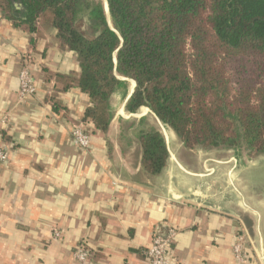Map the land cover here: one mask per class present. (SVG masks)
<instances>
[{"label": "crops", "instance_id": "crops-1", "mask_svg": "<svg viewBox=\"0 0 264 264\" xmlns=\"http://www.w3.org/2000/svg\"><path fill=\"white\" fill-rule=\"evenodd\" d=\"M56 35L48 30L32 48L0 10V146L8 149L0 164V264H148L145 249L171 228L177 264H264V155L187 148L150 108L127 110L135 82L124 77L128 89L114 94L106 133L84 120L90 100L78 88L60 94L68 117L55 113L47 100L51 73L80 70L76 53L60 48ZM25 67L36 92L21 101ZM80 122L90 132L86 149L72 139ZM152 127L168 147L158 175L144 170L138 139ZM241 229L245 262L233 250ZM82 243L86 262L75 256Z\"/></svg>", "mask_w": 264, "mask_h": 264}, {"label": "trees", "instance_id": "trees-1", "mask_svg": "<svg viewBox=\"0 0 264 264\" xmlns=\"http://www.w3.org/2000/svg\"><path fill=\"white\" fill-rule=\"evenodd\" d=\"M105 1L109 14L96 0H0L32 48L56 29L59 47L77 55L78 72L51 73L55 113L68 117L60 94L78 88L90 100L84 120L106 133L124 77L136 83L127 110L150 108L187 148L264 155V0ZM138 139L144 170L160 174L163 134L152 127Z\"/></svg>", "mask_w": 264, "mask_h": 264}, {"label": "built area", "instance_id": "built-area-1", "mask_svg": "<svg viewBox=\"0 0 264 264\" xmlns=\"http://www.w3.org/2000/svg\"><path fill=\"white\" fill-rule=\"evenodd\" d=\"M21 88L20 100L24 101L32 97L36 92L34 79L27 67H25L20 74ZM72 139L77 147L86 149L90 145V132L85 122H80L74 125L72 129ZM8 159V149L0 146V164ZM56 237L62 236V231L56 229L54 231ZM177 235L174 228L169 229L166 235L156 234L153 237L151 244L145 249V256L148 264H177L176 258L172 252V245ZM247 232L244 229L238 231L234 243V254L239 262L247 261L248 254L246 251ZM75 256L82 262L89 259V250L84 243L77 246Z\"/></svg>", "mask_w": 264, "mask_h": 264}, {"label": "rangeland", "instance_id": "rangeland-1", "mask_svg": "<svg viewBox=\"0 0 264 264\" xmlns=\"http://www.w3.org/2000/svg\"><path fill=\"white\" fill-rule=\"evenodd\" d=\"M96 1H103L105 3V5H106V1L105 0H96ZM262 164L264 165V161L262 162ZM262 168H263V170H262L261 175L259 176V181L261 183H263V185H264V167L262 166ZM246 247H247V245H246Z\"/></svg>", "mask_w": 264, "mask_h": 264}, {"label": "water", "instance_id": "water-1", "mask_svg": "<svg viewBox=\"0 0 264 264\" xmlns=\"http://www.w3.org/2000/svg\"><path fill=\"white\" fill-rule=\"evenodd\" d=\"M106 11H107V13L109 14V6H108V3H107V1H106ZM135 87H136V83H135V86H134V89H133V91L135 90Z\"/></svg>", "mask_w": 264, "mask_h": 264}]
</instances>
